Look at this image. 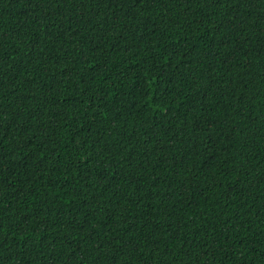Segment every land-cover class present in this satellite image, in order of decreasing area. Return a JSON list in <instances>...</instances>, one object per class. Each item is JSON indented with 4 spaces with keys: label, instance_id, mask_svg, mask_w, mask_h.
Returning <instances> with one entry per match:
<instances>
[{
    "label": "trees",
    "instance_id": "16d2710c",
    "mask_svg": "<svg viewBox=\"0 0 264 264\" xmlns=\"http://www.w3.org/2000/svg\"><path fill=\"white\" fill-rule=\"evenodd\" d=\"M0 264H264V0H0Z\"/></svg>",
    "mask_w": 264,
    "mask_h": 264
}]
</instances>
